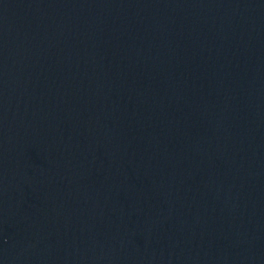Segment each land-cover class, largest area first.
<instances>
[{
    "label": "water",
    "instance_id": "water-1",
    "mask_svg": "<svg viewBox=\"0 0 264 264\" xmlns=\"http://www.w3.org/2000/svg\"><path fill=\"white\" fill-rule=\"evenodd\" d=\"M0 264H264V0H0Z\"/></svg>",
    "mask_w": 264,
    "mask_h": 264
}]
</instances>
